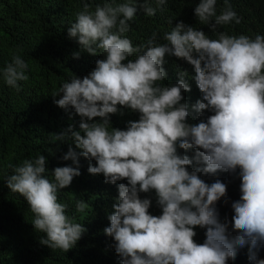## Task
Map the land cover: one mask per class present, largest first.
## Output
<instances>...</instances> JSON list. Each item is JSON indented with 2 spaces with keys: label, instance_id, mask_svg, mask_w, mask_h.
Instances as JSON below:
<instances>
[{
  "label": "clouds",
  "instance_id": "obj_1",
  "mask_svg": "<svg viewBox=\"0 0 264 264\" xmlns=\"http://www.w3.org/2000/svg\"><path fill=\"white\" fill-rule=\"evenodd\" d=\"M168 2L105 0L94 10L83 4L68 28L69 38L80 46L73 58L81 52L103 58L87 75H74L51 94L58 107L73 110L70 118H80L78 130L70 124L50 133L53 143L72 141L61 159L74 166L55 167L50 179L44 155L25 159L6 178V186L27 201L35 232L45 233L40 243L68 252L87 229L67 215L58 192L81 175L84 158L89 174L117 186L110 225L103 232L112 238L120 264H228L245 245L249 260L264 264L258 258L264 247V35L217 32L242 18L229 0L219 14L217 0H199L194 16L217 39L181 20L164 34L167 43H157L154 32L134 46L125 34L138 12L153 17ZM166 57L194 68L191 79L202 94L194 104L183 95L192 90L186 70L177 72L175 83H162L168 78ZM28 67L14 54L0 75L19 91L18 82L29 78ZM126 113L138 119L127 120L123 129L113 127L111 116ZM219 172L240 180L231 220L222 221L217 208L222 198L227 203V184L201 178ZM142 193L154 194L159 215L150 212L153 197L142 198ZM75 204L78 213L92 208L85 200ZM197 228L205 230L203 243L195 240Z\"/></svg>",
  "mask_w": 264,
  "mask_h": 264
},
{
  "label": "trees",
  "instance_id": "obj_2",
  "mask_svg": "<svg viewBox=\"0 0 264 264\" xmlns=\"http://www.w3.org/2000/svg\"><path fill=\"white\" fill-rule=\"evenodd\" d=\"M104 2L105 0H0V70L11 62L14 54L20 55L29 65L26 70L29 78L18 82L19 91L9 87L0 75V264H120V258L112 247V238L103 232L110 225L107 217L118 196L117 186L104 183L102 175L89 174L88 160L80 159L81 175L74 178L70 187L58 192L59 202L68 205L67 215L75 217V221L87 229L77 245L68 252L52 250L40 243L45 233L35 232L31 224L34 214L27 201L6 186V178L25 159L44 155L49 169L46 175L50 179L51 170L55 167L72 165L70 160L61 159L68 151V143L72 141L53 143L50 133H59L70 124L75 125L78 130L80 118H70L73 110L66 112L58 107L51 94L74 75L80 78L87 75L95 67V61L103 58L86 52H81L79 59L73 58V53L80 51V46L75 38H69L68 28L75 22L76 14L82 10L84 3H89L94 10L97 4ZM124 2L125 0H115L117 4ZM198 2L199 0H169L164 11H157L153 17L138 12L136 19L131 22V30L125 35L135 46L146 42L155 32L157 43L164 44L167 43L163 39L164 34L182 20L203 30L210 38L217 39V33L211 32L208 26L201 25L196 20L194 8ZM229 3L242 18L241 23L237 25L233 22L218 28L217 32L244 34L251 38L256 34L264 35V0H229ZM152 6H156L154 2ZM216 7L219 14L225 7L224 0H217ZM170 20L172 23H169ZM166 60L164 67L168 78L162 83H175L177 72L186 70L192 90L183 95L189 105L194 104L202 95L195 80L191 79L195 75L194 68L175 57H166ZM129 119H138V114L126 113L123 117L113 115L111 124L123 129ZM187 154L191 156L194 152L189 150ZM201 178L209 184L216 179L227 184V203L222 198L217 208L222 221L225 217L231 220L234 214L231 203L241 195L238 175L219 172L214 176L201 175ZM146 195L153 197L150 212L159 215L161 210L155 204L154 194H141L142 198ZM76 200H85L92 208L86 209L85 213H78ZM204 231L196 229L195 240L198 243H203ZM231 235L235 236L236 233L231 232ZM258 258L264 259V247L260 248ZM228 264H253L248 258V245L238 248L236 258L229 260Z\"/></svg>",
  "mask_w": 264,
  "mask_h": 264
}]
</instances>
